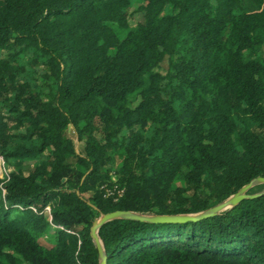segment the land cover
<instances>
[{
  "label": "trees",
  "instance_id": "obj_1",
  "mask_svg": "<svg viewBox=\"0 0 264 264\" xmlns=\"http://www.w3.org/2000/svg\"><path fill=\"white\" fill-rule=\"evenodd\" d=\"M0 153V264H99L101 213L220 202L264 175V0H0ZM97 232L105 264H264V193Z\"/></svg>",
  "mask_w": 264,
  "mask_h": 264
},
{
  "label": "water",
  "instance_id": "obj_2",
  "mask_svg": "<svg viewBox=\"0 0 264 264\" xmlns=\"http://www.w3.org/2000/svg\"><path fill=\"white\" fill-rule=\"evenodd\" d=\"M264 182V175H257L252 178L247 183L240 186L235 192L227 196L225 199L213 204L203 210L192 212V213H139L129 209H114L111 211L103 212L99 217L95 218L90 226V234L93 238V241L96 244L99 253V264H105V254L102 241L98 235V227L105 221L114 218V217H126L137 220L145 221H184V220H195L201 217H206L214 215L220 210L228 208L236 203H238L244 197H253L261 193H264V190H259L255 192H248L249 188L255 183Z\"/></svg>",
  "mask_w": 264,
  "mask_h": 264
},
{
  "label": "rangeland",
  "instance_id": "obj_3",
  "mask_svg": "<svg viewBox=\"0 0 264 264\" xmlns=\"http://www.w3.org/2000/svg\"><path fill=\"white\" fill-rule=\"evenodd\" d=\"M135 7H136V3H133V5L131 7L132 14L128 18V23L130 25L135 24L136 23V19H139L140 18V12H139V10L136 11ZM133 10H135V11H133ZM172 56L173 57L177 56V52H174L172 54ZM166 67H167V57H165L162 61H160V63L158 64V66H156V69L159 70L160 72H165ZM132 103H135V101H132ZM68 134L73 137V139L75 141L76 150H78L81 141L77 138V136L74 134V132L72 131L71 128L68 130ZM116 160H117V158L114 157L112 159V164H115L116 163ZM5 168H7V169L9 168L10 169V165L6 163ZM4 172L5 171H4L3 167L0 166V176L3 175ZM112 178H114V177L112 176ZM262 183H263L262 186H257L256 184H258V183H255L253 185V190L254 191L264 190V182H262ZM42 238L45 241L51 240V238H52V229L47 228V230L44 231V233L42 235Z\"/></svg>",
  "mask_w": 264,
  "mask_h": 264
},
{
  "label": "built area",
  "instance_id": "obj_4",
  "mask_svg": "<svg viewBox=\"0 0 264 264\" xmlns=\"http://www.w3.org/2000/svg\"><path fill=\"white\" fill-rule=\"evenodd\" d=\"M0 166H2L3 167V169H4V173H7L8 172V170H9V168L7 169V168H5V166H6V162H5V160H4V158H3V156H2V154L0 153ZM122 188H117V190H116V192H117V194L118 195H120L121 193H122ZM117 196H115V198H116ZM45 210H49V206L48 205H46L45 206ZM56 226H59V227H62L60 224H56Z\"/></svg>",
  "mask_w": 264,
  "mask_h": 264
}]
</instances>
